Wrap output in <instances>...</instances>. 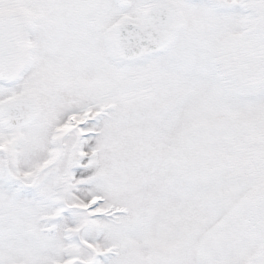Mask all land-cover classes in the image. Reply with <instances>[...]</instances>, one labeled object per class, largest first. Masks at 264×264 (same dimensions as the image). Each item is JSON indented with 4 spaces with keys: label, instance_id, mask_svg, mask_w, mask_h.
Wrapping results in <instances>:
<instances>
[{
    "label": "snow or ice",
    "instance_id": "1",
    "mask_svg": "<svg viewBox=\"0 0 264 264\" xmlns=\"http://www.w3.org/2000/svg\"><path fill=\"white\" fill-rule=\"evenodd\" d=\"M0 264H264V0H0Z\"/></svg>",
    "mask_w": 264,
    "mask_h": 264
}]
</instances>
